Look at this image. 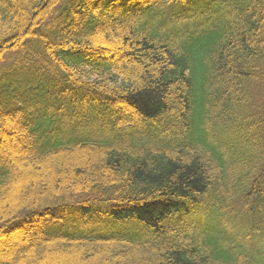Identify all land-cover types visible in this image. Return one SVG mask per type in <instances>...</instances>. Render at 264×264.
<instances>
[{
  "label": "trees",
  "instance_id": "obj_1",
  "mask_svg": "<svg viewBox=\"0 0 264 264\" xmlns=\"http://www.w3.org/2000/svg\"><path fill=\"white\" fill-rule=\"evenodd\" d=\"M0 264H264V0H0Z\"/></svg>",
  "mask_w": 264,
  "mask_h": 264
}]
</instances>
